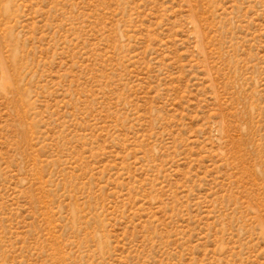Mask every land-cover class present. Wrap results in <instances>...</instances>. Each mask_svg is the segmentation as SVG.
Listing matches in <instances>:
<instances>
[{"label":"rangeland","instance_id":"obj_1","mask_svg":"<svg viewBox=\"0 0 264 264\" xmlns=\"http://www.w3.org/2000/svg\"><path fill=\"white\" fill-rule=\"evenodd\" d=\"M0 264H264V0H0Z\"/></svg>","mask_w":264,"mask_h":264}]
</instances>
